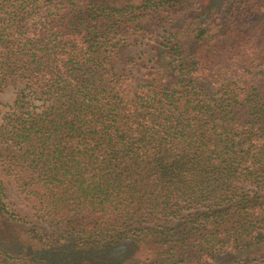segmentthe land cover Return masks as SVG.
<instances>
[{"label": "trees", "instance_id": "obj_1", "mask_svg": "<svg viewBox=\"0 0 264 264\" xmlns=\"http://www.w3.org/2000/svg\"><path fill=\"white\" fill-rule=\"evenodd\" d=\"M79 1L0 0V264H264V0Z\"/></svg>", "mask_w": 264, "mask_h": 264}, {"label": "rangeland", "instance_id": "obj_2", "mask_svg": "<svg viewBox=\"0 0 264 264\" xmlns=\"http://www.w3.org/2000/svg\"><path fill=\"white\" fill-rule=\"evenodd\" d=\"M90 0H80L79 2L86 6ZM142 0H131L133 3H139ZM217 3L218 0H202V5L204 6L201 10L191 13H186L184 15L176 17L175 23L189 22L191 18L197 17L198 19L203 18L204 12L208 3ZM126 2L120 1L119 4H124ZM206 6H205V5ZM172 25L167 22H157V25L153 28V33L143 32L137 35L134 39H131L130 44L117 48L116 55L112 59L114 71L118 74H124L131 78L132 84L135 86L141 82H152L151 72L157 73L155 70V63L157 61V54H159V44L157 41H165L166 37L170 36ZM165 37V38H164ZM130 58L133 61H130ZM155 85L168 84L171 85L172 79L167 80L160 79V76H156ZM200 88L207 89L210 93H213V88L211 85L202 83L199 85ZM25 87V81L19 80L15 83L8 85L0 93V124L2 117L9 110V106L13 104L15 97L19 90ZM38 103H41L40 101ZM9 201L13 204L14 208H19L28 212V201L19 192L14 183L8 185ZM250 255V254H249ZM226 262L229 258H223Z\"/></svg>", "mask_w": 264, "mask_h": 264}]
</instances>
